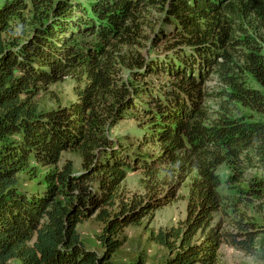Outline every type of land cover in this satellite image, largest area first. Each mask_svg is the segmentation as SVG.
<instances>
[{"label":"trees","instance_id":"16d2710c","mask_svg":"<svg viewBox=\"0 0 264 264\" xmlns=\"http://www.w3.org/2000/svg\"><path fill=\"white\" fill-rule=\"evenodd\" d=\"M151 13L164 16L151 41L165 43L163 58L140 46ZM213 74L220 86L210 91ZM245 75L264 89V0H5L0 264H113L125 228L173 202L193 174L185 219L150 237L168 253L161 264H216L224 245L253 256L260 231L239 207L261 201L264 216V121L239 108L264 113V95ZM151 76L167 85L156 91ZM67 78L74 101L41 108L39 97ZM144 104L159 154L131 158L109 131ZM67 151L80 156L79 172L71 161L59 166ZM221 166L233 202L221 192ZM37 167L47 172L34 190L23 188L19 174ZM137 171L143 192H122ZM93 216L101 253L86 249L77 229Z\"/></svg>","mask_w":264,"mask_h":264},{"label":"rangeland","instance_id":"374dc122","mask_svg":"<svg viewBox=\"0 0 264 264\" xmlns=\"http://www.w3.org/2000/svg\"><path fill=\"white\" fill-rule=\"evenodd\" d=\"M5 0H0V7L4 4ZM164 16L160 13H151L147 16L151 29L147 28L144 31L146 40L142 41L141 47L144 55L149 57H162V51L165 43H159L158 49L154 48V44L151 43L152 36L157 33L163 25ZM164 30L167 27L164 26ZM251 33L255 36V30ZM256 38V36H255ZM246 76V82L250 88L258 90L264 95V89L259 86L250 75ZM122 77L126 81H131L133 77L125 72ZM168 79L165 76H151L147 78V82L153 86L156 91L159 88L166 86ZM75 82L67 78L62 82L53 84L49 87L47 94H42L39 97L41 108L49 109L56 108L57 106H67L75 99L74 88ZM208 90H218L220 83L215 76L211 75L206 83ZM144 101H148V97L143 96ZM206 106L213 111L218 109V105L213 100H207ZM147 105L139 107V110L133 111L135 113L134 119H128L119 122L109 131V136L116 147L124 148L128 152L131 158L135 156H157L159 154V148L150 142L151 137L150 130V117H148L143 111V108H147ZM239 113L243 116L251 117L254 121H264V113L258 114L249 109L239 108ZM145 142H147L145 144ZM66 161H71L73 164V171L75 173L81 170V158L74 151L63 152L59 162V166L63 165ZM32 166L30 167V169ZM23 171L19 174V180L23 188L27 190H34L38 182L43 178L47 169L35 168ZM217 174L222 182L221 192L228 198V202H233L237 197L236 188L228 189L224 184L228 178L229 171L225 166H221ZM253 173H247V177ZM194 176V174L192 175ZM192 176L185 181V183L179 188L176 198L169 205L162 207L161 209L153 212L151 215L142 219L138 224L131 225L125 228L123 232L124 244L115 253L112 258L113 264H133L138 259H142L145 264H161L168 257L166 250L153 243L150 237L154 235L160 229H169L177 225L179 221L185 219L186 216V204L188 198V185ZM142 173L137 171L129 173L125 180L121 183L120 190L127 194L142 193L143 186L141 184ZM238 186V185H237ZM243 186V184H241ZM237 194V195H236ZM264 202V200H263ZM261 201H253L248 209H244L240 205L241 212H246L250 220L255 223L260 233L258 236L257 251L253 256L244 255L240 251H237L229 246H222L219 250V255L216 264H264V216L258 210V205ZM81 241L86 249L101 253L102 248L97 242V236L101 234L102 225L93 216L80 223L77 227Z\"/></svg>","mask_w":264,"mask_h":264}]
</instances>
